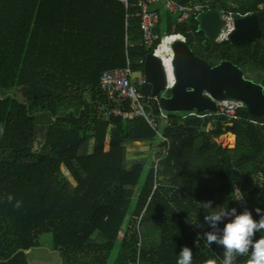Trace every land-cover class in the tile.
I'll return each instance as SVG.
<instances>
[{
    "label": "trees",
    "instance_id": "obj_1",
    "mask_svg": "<svg viewBox=\"0 0 264 264\" xmlns=\"http://www.w3.org/2000/svg\"><path fill=\"white\" fill-rule=\"evenodd\" d=\"M209 1L214 9L257 14L262 37L242 46L208 41L196 18L180 24L152 6L160 22L148 50L141 20L132 16L138 9L117 0H0V264H28L27 253L46 234L61 264H176L185 246L192 264H221L223 248L206 244L203 233L211 229L197 202L238 214L246 207L259 219L264 117L241 105L230 117L216 110L183 120L166 112L168 123L157 131L142 118L110 114L114 105L100 86L106 73L143 72L138 62L164 34L185 36L211 67L229 62L246 80L264 83V0ZM141 93L161 99L152 86ZM226 133L229 143L235 138L232 147L215 141ZM159 134L168 143L158 144ZM134 143L153 145V156L127 152ZM9 194L20 209L6 201ZM248 259L237 257L236 264Z\"/></svg>",
    "mask_w": 264,
    "mask_h": 264
},
{
    "label": "water",
    "instance_id": "obj_2",
    "mask_svg": "<svg viewBox=\"0 0 264 264\" xmlns=\"http://www.w3.org/2000/svg\"><path fill=\"white\" fill-rule=\"evenodd\" d=\"M196 20L199 31L208 41H215L223 20L220 12L209 9L201 12ZM235 29L228 41L234 46L254 43L262 37L257 14L237 18ZM173 67L176 84L170 90V97H161L163 111L171 114L215 113L217 104L232 103L241 105L248 113L264 117V87L246 80L243 73L229 62L211 65L198 58L191 47L181 39L172 44ZM143 73L152 86V96L166 91V76L162 61L149 54L145 58Z\"/></svg>",
    "mask_w": 264,
    "mask_h": 264
},
{
    "label": "built area",
    "instance_id": "obj_3",
    "mask_svg": "<svg viewBox=\"0 0 264 264\" xmlns=\"http://www.w3.org/2000/svg\"><path fill=\"white\" fill-rule=\"evenodd\" d=\"M121 2L126 10L131 8H137V12L134 13L135 17L140 18V28L142 32V44L145 49H153L154 43L157 39L154 30L160 22V14L155 10H151L152 6H160L164 12L175 16L176 21L180 24L189 23L193 18H196L201 12H206L212 8V4L209 0L181 3L178 0H117ZM220 12V17L223 20V25L215 40L217 43L228 41L229 35L234 31L235 20L242 18L250 13L239 14L232 10L214 9ZM170 37H180L181 40L186 42V38L183 35H167L161 39V43L154 51L153 55L158 57V50L163 40ZM173 44V42H172ZM171 44V49H172ZM159 58V57H158ZM160 59V58H159ZM163 63V68L166 76V91L170 92L176 84L175 70L173 67L174 54L172 51L171 56H167L166 60L160 59ZM143 61H139L138 64L144 66ZM101 90L107 95L108 99L114 105L110 114L115 117L121 118L123 121H132L136 118H142L153 129L159 130L161 126H165L169 120V114L163 111L160 100L153 101L152 97H146L141 93V90L146 86H151L148 79L143 72H132L130 69L126 71H115L113 73H106L103 75L100 82ZM158 108V109H157ZM241 108L238 104L232 103H219L217 104L218 116H234L237 109ZM182 119L187 118H204L196 112L184 113ZM216 116V114H214ZM180 116V115H179ZM160 143H168V140L159 134ZM166 151V147H163ZM242 203V202H241ZM140 218L138 219V221ZM130 264H140L138 260Z\"/></svg>",
    "mask_w": 264,
    "mask_h": 264
},
{
    "label": "clouds",
    "instance_id": "obj_4",
    "mask_svg": "<svg viewBox=\"0 0 264 264\" xmlns=\"http://www.w3.org/2000/svg\"><path fill=\"white\" fill-rule=\"evenodd\" d=\"M0 127V135L3 134ZM236 200H244V194L236 190ZM6 201L15 209L22 207L20 200H15L9 194ZM199 209L205 211L204 223L210 231L203 233V238L208 246L215 243L223 248L221 264H236L237 257L249 256L248 264H264V238H257V234L264 232V210L255 208L259 219H254L252 212L246 207L239 214L236 208L212 207V201L197 202ZM211 210V211H209ZM223 223V228L219 225ZM193 253L188 247H182L176 264H192ZM208 264H217L211 260Z\"/></svg>",
    "mask_w": 264,
    "mask_h": 264
},
{
    "label": "rangeland",
    "instance_id": "obj_5",
    "mask_svg": "<svg viewBox=\"0 0 264 264\" xmlns=\"http://www.w3.org/2000/svg\"><path fill=\"white\" fill-rule=\"evenodd\" d=\"M193 1H200V0H193ZM251 2H254V0H230V2H228L227 4L229 6H240V5H245V4H250ZM253 79H249L248 76H246L247 79H249L251 82H254L256 84L259 85H263L264 83L261 82H257L255 81L253 76H250ZM168 97L169 93H162L161 97ZM180 116H182L183 114H179ZM39 119H44L42 114L38 115ZM42 117V118H40ZM44 125L48 124V118H45L44 120ZM38 130V128H37ZM43 133L44 130L42 128V130L39 131V140L42 141V137H43ZM224 137V138H223ZM215 141L217 143H219L222 147H232L234 145L235 142V138L233 140L232 143H229L228 137H227V133L224 135H221L220 137H217L215 139ZM153 145L150 144H145V143H134L130 146L126 147L127 152H130V154H135V155H144L149 156L152 154L153 156ZM144 159L140 160L143 161ZM152 158H151V162H152ZM145 166H150L149 163H146ZM146 173V169L144 170V173L142 174V178L141 180H143L144 176ZM39 243H40V248L39 249H35V250H31L27 253V263L28 264H61V257L59 255V253L57 251H55L53 249V241H52V237L50 234H46L43 235L42 237H40L39 239ZM118 252V247H115L113 252H112V257L116 256ZM109 264H112L111 262Z\"/></svg>",
    "mask_w": 264,
    "mask_h": 264
},
{
    "label": "bare ground",
    "instance_id": "obj_6",
    "mask_svg": "<svg viewBox=\"0 0 264 264\" xmlns=\"http://www.w3.org/2000/svg\"><path fill=\"white\" fill-rule=\"evenodd\" d=\"M181 39L180 37H170L168 36L163 40V43L160 45L159 50H158V55H163V56H171L172 54V49H171V44L175 40ZM160 59L166 60V57H161L158 56ZM224 138V137H223Z\"/></svg>",
    "mask_w": 264,
    "mask_h": 264
},
{
    "label": "crops",
    "instance_id": "obj_7",
    "mask_svg": "<svg viewBox=\"0 0 264 264\" xmlns=\"http://www.w3.org/2000/svg\"><path fill=\"white\" fill-rule=\"evenodd\" d=\"M196 2V1H193V0H189V2ZM201 1V0H200ZM155 9H158L160 12H161V15L162 16H164L165 15V12H164V10L162 9V8H155ZM228 134H230V133H228Z\"/></svg>",
    "mask_w": 264,
    "mask_h": 264
}]
</instances>
